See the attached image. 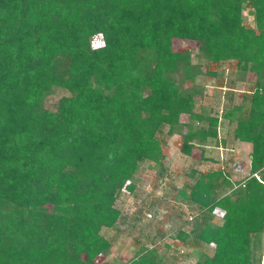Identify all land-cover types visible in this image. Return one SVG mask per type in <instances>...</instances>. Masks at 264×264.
<instances>
[{
	"label": "trees",
	"instance_id": "16d2710c",
	"mask_svg": "<svg viewBox=\"0 0 264 264\" xmlns=\"http://www.w3.org/2000/svg\"><path fill=\"white\" fill-rule=\"evenodd\" d=\"M175 41L256 77L248 109L222 115L232 140L251 145L249 175L199 174L181 193L199 211L194 226L177 233L213 247L194 264H252L251 237L264 231V0H0V264H98L121 192L164 159L163 128L197 123L181 137L186 156L217 139L218 119L195 113L197 91L177 81L197 69ZM55 89L69 96L48 110ZM126 264L175 263L144 250Z\"/></svg>",
	"mask_w": 264,
	"mask_h": 264
},
{
	"label": "rangeland",
	"instance_id": "374dc122",
	"mask_svg": "<svg viewBox=\"0 0 264 264\" xmlns=\"http://www.w3.org/2000/svg\"><path fill=\"white\" fill-rule=\"evenodd\" d=\"M250 11L248 6L243 10L244 24L253 28ZM91 45L94 48L101 46V38L93 37ZM195 46L191 42H174L175 51H190L192 65L197 69L194 79L177 75V81L183 92L197 91L195 113L218 119L217 139H208L186 156L180 150L181 137L197 123L191 121L180 134L171 137L166 136L168 128H163L159 136L166 140L162 145L164 159L160 164L147 162L141 165L132 178L135 191L132 194L121 192L115 202L121 218L114 228L101 230L108 249L100 256L98 264H126L144 250H154L164 261L175 264H194L200 256L212 255L211 245L194 242V237L186 242L177 238L179 231L187 234L192 230L199 212L181 193L189 192L199 174L222 171L233 182H241L250 173L251 145L232 140L233 126H229L222 115L226 109L235 106L248 109L256 77L253 73L238 72L235 61L212 63L200 58ZM64 96L69 93L55 89L45 99V108L53 110ZM193 171L197 174L192 176ZM212 221L215 225L222 223L220 212L213 213ZM251 242L252 264H259L264 254V231L252 235Z\"/></svg>",
	"mask_w": 264,
	"mask_h": 264
},
{
	"label": "built area",
	"instance_id": "2783aa9c",
	"mask_svg": "<svg viewBox=\"0 0 264 264\" xmlns=\"http://www.w3.org/2000/svg\"><path fill=\"white\" fill-rule=\"evenodd\" d=\"M259 264H264V254L261 256Z\"/></svg>",
	"mask_w": 264,
	"mask_h": 264
}]
</instances>
